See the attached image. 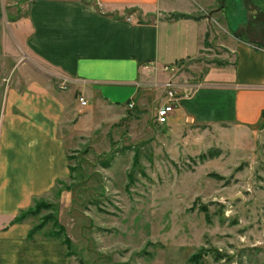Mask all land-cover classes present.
I'll return each instance as SVG.
<instances>
[{"label": "rangeland", "instance_id": "374dc122", "mask_svg": "<svg viewBox=\"0 0 264 264\" xmlns=\"http://www.w3.org/2000/svg\"><path fill=\"white\" fill-rule=\"evenodd\" d=\"M23 2L27 11L31 0ZM226 2L228 24L216 18L213 38L200 56L170 73L154 70L141 76L132 107L128 101L118 108L100 107L80 84L52 74L55 89L67 93L77 112L72 123L82 116L80 131L67 144L74 170L58 185L61 196L54 191L40 198L55 203L60 224L73 241L71 264H193L192 255L201 264H264L262 128L246 138L230 129L159 125L156 120L167 101L164 83L176 85V98L191 96L207 85L204 77L214 65L235 61L224 42L246 20V10L243 0ZM17 5L0 2V22L11 21L9 9ZM260 9L264 12L258 5L252 14L264 38ZM13 60L0 49V65H14ZM228 73L221 71L225 77ZM20 74L27 73L0 72L8 80ZM83 95L87 107L80 105ZM6 96L2 93L0 99L2 115ZM30 220L34 225L41 218ZM52 230L50 223L35 236L42 239Z\"/></svg>", "mask_w": 264, "mask_h": 264}, {"label": "crops", "instance_id": "0c3cea01", "mask_svg": "<svg viewBox=\"0 0 264 264\" xmlns=\"http://www.w3.org/2000/svg\"><path fill=\"white\" fill-rule=\"evenodd\" d=\"M23 1L9 9L11 21L0 22V49L14 58L0 72L27 73L0 75V99L7 93L0 112V264H71L60 241L29 238L30 219L12 223L71 175L67 144L82 116L72 123L77 112L67 93L55 89L52 74L80 84L98 106L118 108L137 97L141 76L200 56L216 18L227 23L228 6L226 0H31L25 11ZM249 1L243 0L246 20L224 42L235 61L209 69L208 86L179 98L167 125H207L246 138L261 130L264 49L256 44L264 46V38L252 14L259 4Z\"/></svg>", "mask_w": 264, "mask_h": 264}, {"label": "trees", "instance_id": "16d2710c", "mask_svg": "<svg viewBox=\"0 0 264 264\" xmlns=\"http://www.w3.org/2000/svg\"><path fill=\"white\" fill-rule=\"evenodd\" d=\"M256 4L261 5L264 7V0H253ZM171 18H185L189 17L188 15H183V14H172L170 15ZM256 48L258 49H264V46L261 44H256ZM132 102L128 101V105H130ZM260 128H264V112L262 113L261 121H260ZM69 161H70V157ZM74 168L70 166V172L72 173ZM63 181H58L56 187L54 188V191L56 192V195L58 198L61 196L62 191L58 190L56 191L58 185L63 184ZM64 185V184H63ZM69 189V187H67ZM56 205L55 203H48L45 202L41 199H35L33 205L28 208L27 210H23L18 216L14 218L12 223L17 224V223H24L30 218H37L40 217L41 220L37 223L34 224L30 233H29V238L34 240L36 238L35 235L41 234L44 232L45 227L53 223V230L47 234L46 238H51V239H56L59 240L66 248H67V255L68 257H71V254L69 253L70 248L73 246V241L71 238L66 234L65 228L60 224V221L55 213ZM43 211H48L47 214L42 215ZM209 221V220H208ZM190 263L192 262L193 264H201L200 260L198 259L197 255H192V257L189 258Z\"/></svg>", "mask_w": 264, "mask_h": 264}, {"label": "built area", "instance_id": "2783aa9c", "mask_svg": "<svg viewBox=\"0 0 264 264\" xmlns=\"http://www.w3.org/2000/svg\"><path fill=\"white\" fill-rule=\"evenodd\" d=\"M0 2L4 5H17L20 2V0H0ZM176 66H178V65L177 64L166 65L163 67H156L155 70L156 71H163V73H170L176 69L175 68ZM163 85L167 90V101L165 104H163L157 110L156 120H157V123L159 125H167L168 124L171 114L174 112L175 107L179 103V98L175 97V93L173 91V89H174V87H176V85L171 80L167 81ZM61 88L63 90L67 89V87L65 85H62ZM200 88H201V86L198 87L196 90H198ZM79 102H80V105L82 107L88 106V101L83 96L79 98ZM130 106L132 107L133 104L131 103Z\"/></svg>", "mask_w": 264, "mask_h": 264}]
</instances>
